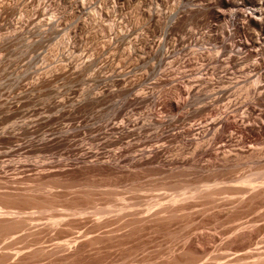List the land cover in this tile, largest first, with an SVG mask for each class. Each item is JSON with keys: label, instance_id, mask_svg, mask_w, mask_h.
I'll list each match as a JSON object with an SVG mask.
<instances>
[{"label": "rangeland", "instance_id": "1", "mask_svg": "<svg viewBox=\"0 0 264 264\" xmlns=\"http://www.w3.org/2000/svg\"><path fill=\"white\" fill-rule=\"evenodd\" d=\"M227 1L0 0V264H264V32Z\"/></svg>", "mask_w": 264, "mask_h": 264}, {"label": "bare ground", "instance_id": "2", "mask_svg": "<svg viewBox=\"0 0 264 264\" xmlns=\"http://www.w3.org/2000/svg\"><path fill=\"white\" fill-rule=\"evenodd\" d=\"M220 2L221 3H224V4H226V5H229V6H233V7H236L237 6V4H236V1H227V0H220ZM239 3V2H238ZM246 3H248L249 5H251L252 7H254V9H255V7L257 8V10H254V9H252V11L251 12H246L245 14H242L245 18H246V20L251 24V25H253V26H257V27H259V29H261L263 32H264V21H263V15H262V11H261V6H264V0H246ZM3 9V8H2ZM203 9H210V10H213L214 11V15H216V16H218V11H216V10H214L213 9V4H211V3H208L207 5H205V4H199L196 8H194L193 10H192V14L193 13H197V12H200V11H202ZM4 11V10H3ZM3 13V12H2ZM220 13H222V12H220ZM219 13V14H220ZM220 18V17H219ZM258 29V30H259ZM253 44V43H252ZM255 44V43H254ZM242 45V44H241ZM225 46V45H224ZM224 46L222 45V47L224 48ZM258 66V65H257ZM256 66V67H257ZM264 73V72H263ZM263 76V75H262ZM263 80V79H262ZM257 90V89H256ZM256 93V92H255ZM262 95V94H261ZM175 101V100H174ZM174 101H171L170 102V105L171 106H173V107H176L177 108V106L179 105L178 103L179 102H174ZM179 101V100H178ZM182 104V103H181ZM203 122V121H202ZM221 127V126H220ZM192 131V130H191ZM216 131V130H215ZM156 210H158V209H156ZM158 211H160V210H158ZM157 211V212H158ZM155 212V211H154ZM157 212H155L154 214L155 215H157ZM161 212V211H160ZM159 213V212H158ZM153 214V213H152ZM161 216V215H160ZM159 216V217H160ZM158 217V218H159ZM153 218H154V215H153ZM238 235V234H237ZM245 236V235H244ZM241 237H242V235H241ZM249 237V236H248ZM246 238V237H245ZM251 238H252V236H251ZM251 238H249L248 239V244H250V242H251ZM247 244V243H246ZM247 244V245H248ZM236 253H238V252H236ZM235 253V254H236ZM244 253V252H243ZM237 255V254H236ZM235 255V256H236ZM243 255L242 254H238L236 257H234L233 259H231V261L229 260V259H227V260H225L224 261V264H240V260L242 259V258H244V257H242ZM222 257V256H221ZM227 257V256H226ZM226 261H227V263H226ZM229 261V262H228Z\"/></svg>", "mask_w": 264, "mask_h": 264}]
</instances>
